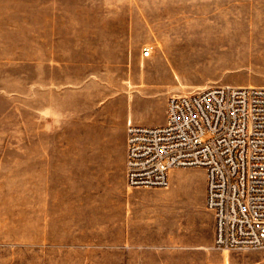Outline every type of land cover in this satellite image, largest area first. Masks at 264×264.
Listing matches in <instances>:
<instances>
[{"label": "rangeland", "instance_id": "obj_1", "mask_svg": "<svg viewBox=\"0 0 264 264\" xmlns=\"http://www.w3.org/2000/svg\"><path fill=\"white\" fill-rule=\"evenodd\" d=\"M263 41L264 0H0V264H264L214 248L203 169L129 188L115 134L263 85Z\"/></svg>", "mask_w": 264, "mask_h": 264}, {"label": "built area", "instance_id": "obj_2", "mask_svg": "<svg viewBox=\"0 0 264 264\" xmlns=\"http://www.w3.org/2000/svg\"><path fill=\"white\" fill-rule=\"evenodd\" d=\"M143 54L149 56L150 49ZM175 168L205 172L214 248L264 249V84L214 85L175 94L162 124L129 121L127 186L168 188Z\"/></svg>", "mask_w": 264, "mask_h": 264}, {"label": "crops", "instance_id": "obj_3", "mask_svg": "<svg viewBox=\"0 0 264 264\" xmlns=\"http://www.w3.org/2000/svg\"><path fill=\"white\" fill-rule=\"evenodd\" d=\"M147 125H153V124H147ZM159 125V124H158ZM116 144L121 149V155L120 160L123 161V167H124V173H125V161H126V134L122 130L116 131ZM126 177V176H125ZM214 217V216H213ZM138 230L144 231L142 227L136 226ZM131 229L134 230V225H131Z\"/></svg>", "mask_w": 264, "mask_h": 264}, {"label": "bare ground", "instance_id": "obj_4", "mask_svg": "<svg viewBox=\"0 0 264 264\" xmlns=\"http://www.w3.org/2000/svg\"><path fill=\"white\" fill-rule=\"evenodd\" d=\"M259 36V35H258ZM260 37V36H259ZM259 37H258V39H256V41H257V43H260V41H259ZM264 42V41H263ZM250 86H253V85H250ZM131 122H132V120L131 119H129Z\"/></svg>", "mask_w": 264, "mask_h": 264}]
</instances>
